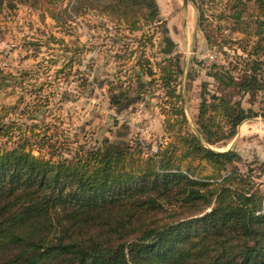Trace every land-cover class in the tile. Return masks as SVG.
I'll list each match as a JSON object with an SVG mask.
<instances>
[{"label": "trees", "instance_id": "16d2710c", "mask_svg": "<svg viewBox=\"0 0 264 264\" xmlns=\"http://www.w3.org/2000/svg\"><path fill=\"white\" fill-rule=\"evenodd\" d=\"M63 1L0 0V14L24 4L45 7L58 20L49 9ZM190 1L208 45L235 43L222 26L229 35L243 34L241 53L235 49L234 60L215 65L209 77L242 95L264 90V0ZM72 11L141 33L138 59L107 81L109 101L122 113L161 90L157 106L166 141L149 153L140 141L106 139L54 160L47 125L23 129L0 116V137L19 138L16 146L0 148V264H264L262 185L251 182L253 168L240 170L237 152L215 149L258 113L211 94L204 82L194 127L189 124L182 61L156 0H73ZM213 18L220 25L215 30ZM156 34L163 37V58L153 62L141 50ZM42 103L34 101L18 119L35 122ZM31 140L40 144L38 155ZM259 167L264 171V163Z\"/></svg>", "mask_w": 264, "mask_h": 264}, {"label": "rangeland", "instance_id": "374dc122", "mask_svg": "<svg viewBox=\"0 0 264 264\" xmlns=\"http://www.w3.org/2000/svg\"><path fill=\"white\" fill-rule=\"evenodd\" d=\"M156 1L167 23L168 36L175 44L174 53L182 61L184 76L180 89L189 124L194 127L204 82L209 84L211 94L240 100L245 109L258 113V117L240 126L235 138L225 147L215 149L237 152L243 160L238 164L240 170L249 173V168H253L251 182L262 185L264 190V171L259 167L264 163V90L245 95L223 90L208 75L215 65L233 61L234 51L241 53L237 41L243 34L229 35L228 27L222 26L224 37L235 43L223 49L210 46L198 27L199 14L192 1ZM72 6L73 0H64L56 8H50L58 14V20L41 6L18 4L15 9L5 7L1 12L0 116H6V124L15 122L23 129L32 124L47 125L51 144L56 149L54 160L71 158L82 147H97L106 139L140 141L149 153H154L166 141L164 117L157 106L162 91L122 113L110 105L107 92V81L118 77L123 67L131 66L140 56L136 39L141 33L130 34L95 14L77 16ZM208 14L213 16L211 11ZM214 21L213 18L211 28L215 30L220 25ZM220 34L216 32L215 37L221 38ZM152 42V46L142 48L141 52L153 62L161 60L162 35L156 34ZM118 56L126 58L125 62H120ZM261 79L264 81V69ZM38 100L43 102V107L35 122L26 116L18 119L21 110ZM17 142L19 138L10 141L0 137V148L14 147ZM33 142L34 154L38 155L40 144ZM48 152L45 149L43 155L49 157ZM204 172L211 173L208 169Z\"/></svg>", "mask_w": 264, "mask_h": 264}, {"label": "built area", "instance_id": "2783aa9c", "mask_svg": "<svg viewBox=\"0 0 264 264\" xmlns=\"http://www.w3.org/2000/svg\"><path fill=\"white\" fill-rule=\"evenodd\" d=\"M155 152H157V149L155 150Z\"/></svg>", "mask_w": 264, "mask_h": 264}]
</instances>
